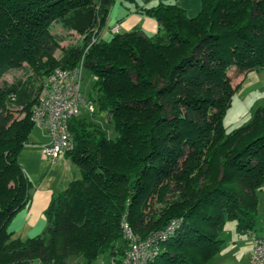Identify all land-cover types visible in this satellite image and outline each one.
<instances>
[{
	"label": "trees",
	"instance_id": "16d2710c",
	"mask_svg": "<svg viewBox=\"0 0 264 264\" xmlns=\"http://www.w3.org/2000/svg\"><path fill=\"white\" fill-rule=\"evenodd\" d=\"M114 3L0 0V78L22 63L33 73L0 84V264H92L104 253L121 264L122 220L141 239L174 225L150 264H213L227 220L240 232L254 227L264 105L230 131L224 115L238 88L229 69H263L264 0H201L193 17L158 0L138 13L163 32L105 37ZM54 24L82 43L61 49ZM80 64L94 79L88 101L117 135L107 137L93 115L71 117L66 156L80 175L52 196L43 234L13 237L8 223L30 196L18 157L40 83Z\"/></svg>",
	"mask_w": 264,
	"mask_h": 264
},
{
	"label": "crops",
	"instance_id": "0c3cea01",
	"mask_svg": "<svg viewBox=\"0 0 264 264\" xmlns=\"http://www.w3.org/2000/svg\"><path fill=\"white\" fill-rule=\"evenodd\" d=\"M157 2L158 0H115L108 16L109 21L112 14L113 21L106 29H103L102 35L107 32L110 36L111 28L114 26H117L118 32L141 31L148 35L159 32L161 28L158 21L138 13L140 8L153 6ZM170 2L184 9L188 17L197 15L201 6V0H170ZM248 72L243 80L247 77ZM40 132V137L37 135L36 139L32 138L24 145L18 157L20 165L31 182L30 196L27 204L13 215L7 229L13 234V237L20 239L41 235L47 227L45 211L52 196L62 191L71 180L80 175L78 167L69 160L66 153L57 160H51L45 156L43 147L49 142V136L43 128H40ZM254 235H264V224L257 227L256 219L253 229L249 232H240L236 229V236L233 237L232 243L241 244L242 253L250 256L251 237ZM237 248L234 247L236 251H238Z\"/></svg>",
	"mask_w": 264,
	"mask_h": 264
},
{
	"label": "built area",
	"instance_id": "2783aa9c",
	"mask_svg": "<svg viewBox=\"0 0 264 264\" xmlns=\"http://www.w3.org/2000/svg\"><path fill=\"white\" fill-rule=\"evenodd\" d=\"M111 30L114 33L118 32L117 26ZM81 70V64L73 69L57 68L40 83L31 120L33 125L47 132L49 142L43 147V153L51 160H57L72 148L73 138L69 120L79 113L80 106L87 105L89 111H94V105L86 102L80 91ZM121 226L128 242L121 264H150L158 251V242L167 238V234L174 228V225H170L141 239L132 232L125 221H121ZM251 239V263L264 264V235H254Z\"/></svg>",
	"mask_w": 264,
	"mask_h": 264
},
{
	"label": "rangeland",
	"instance_id": "374dc122",
	"mask_svg": "<svg viewBox=\"0 0 264 264\" xmlns=\"http://www.w3.org/2000/svg\"><path fill=\"white\" fill-rule=\"evenodd\" d=\"M111 18L105 27L111 24ZM106 29V28H105ZM164 31L163 28L161 30ZM52 32L57 34L61 38V49L66 48L69 45H79L82 43V36L75 31H67L63 29L59 24L52 26ZM109 37L107 32L103 33V36ZM61 49L55 52L56 58L61 56ZM248 71H240L236 67H231L228 71L230 77V83L233 87H238L233 95L232 104L224 115V127L226 131H230L233 128L239 127L249 121L252 116L253 110L257 106L264 105V69L256 71L251 70L248 72L247 77L243 80ZM33 74L31 69L26 63H22L21 66L15 67L8 71L0 78V84L4 82H13L18 78H25L28 75ZM80 91L88 102L89 95L93 94L94 79L91 76L89 70L83 67L80 76ZM243 80V82H242ZM248 85V87H245ZM91 113L87 108V105L82 104L79 112L80 116L90 117L94 116V120L102 127L105 134L109 138H115L117 133L110 123L106 120L105 114L97 111ZM40 128L34 126L31 131V139H36L38 135L40 137ZM22 162L24 163L23 159ZM258 207L255 219L257 221V227L264 224V189L257 191ZM45 230L41 233L43 234ZM133 232V231H132ZM134 233V232H133ZM136 234V233H134ZM236 236V227L233 220H227L224 225L223 238L224 241L221 245L219 252L213 258V264H252L250 256L243 254V248L241 244L232 243L233 237ZM237 242V240H235ZM237 248L238 251L234 249ZM92 264H119V262L113 261L112 256L109 253H104L101 257L97 258Z\"/></svg>",
	"mask_w": 264,
	"mask_h": 264
}]
</instances>
